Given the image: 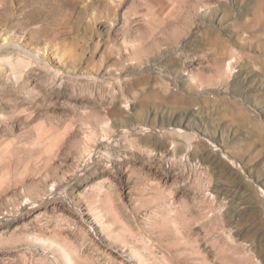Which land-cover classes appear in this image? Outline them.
Listing matches in <instances>:
<instances>
[{
    "label": "rangeland",
    "instance_id": "rangeland-1",
    "mask_svg": "<svg viewBox=\"0 0 264 264\" xmlns=\"http://www.w3.org/2000/svg\"><path fill=\"white\" fill-rule=\"evenodd\" d=\"M41 1L0 0V264H264V0Z\"/></svg>",
    "mask_w": 264,
    "mask_h": 264
},
{
    "label": "bare ground",
    "instance_id": "bare-ground-1",
    "mask_svg": "<svg viewBox=\"0 0 264 264\" xmlns=\"http://www.w3.org/2000/svg\"><path fill=\"white\" fill-rule=\"evenodd\" d=\"M40 1H41V0H32V5L34 6L35 9H36V7H37L36 5L40 6V5H39V4H40ZM71 1H74V2H73V5H77V6H78V4H80L81 2H84V0H71ZM41 2H42V1H41ZM44 2H45V1H44ZM94 2H96V0H95ZM176 2H177V1H176ZM45 3H47V2H45ZM84 3H85V2H84ZM41 4H42V3H41ZM47 4H48V3H47ZM49 4H50V3H49ZM66 4H67V3H66ZM42 5H43V4H42ZM67 5H68V4H67ZM89 5H90V4H89ZM33 6H32V7H33ZM46 6H47V5H46ZM46 6H45V7H46ZM71 6H72V5H71ZM22 7H25V6H22ZM32 7H31V8H32ZM55 7H56V6H55ZM62 7H63V6H62ZM39 8H40V7H39ZM43 8H44V7H43ZM53 8H54V7H53ZM69 8H70V7H69ZM78 8H79V7H78ZM261 8L264 9V4L262 5ZM32 9H33V8H32ZM38 10H39V9H38ZM31 11H32V10H31ZM42 11H43V10H42ZM55 11H56V10H55ZM69 11H70V10H69ZM38 12H39V11H38ZM38 12H37V13H38ZM45 12H46V11H45ZM50 12H51V11H50ZM28 13H30V10H28ZM33 13H34V12H33ZM40 13H41V12H40ZM53 13H54V12H53ZM55 14H56V12H55ZM28 15H29V14H28ZM35 15H36V14H35ZM38 15H39V14H38ZM38 15H37V16H38ZM48 15H49V14H48ZM30 16H31V15H30ZM30 16H29V17H30ZM40 16H41V15H40ZM50 16H51V15H50ZM38 17H39V16H38ZM53 18H54V17H53ZM44 19H45V17H44ZM60 25H61V24H60ZM230 62H231V61H230Z\"/></svg>",
    "mask_w": 264,
    "mask_h": 264
}]
</instances>
